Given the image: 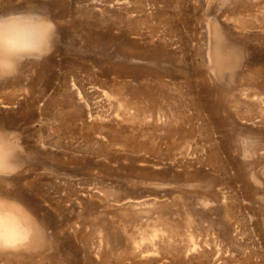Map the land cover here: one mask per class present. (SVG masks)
Masks as SVG:
<instances>
[{"label":"rangeland","instance_id":"374dc122","mask_svg":"<svg viewBox=\"0 0 264 264\" xmlns=\"http://www.w3.org/2000/svg\"><path fill=\"white\" fill-rule=\"evenodd\" d=\"M18 19L50 38L0 77L28 230L0 264H264V0H0Z\"/></svg>","mask_w":264,"mask_h":264},{"label":"bare ground","instance_id":"6f19581e","mask_svg":"<svg viewBox=\"0 0 264 264\" xmlns=\"http://www.w3.org/2000/svg\"><path fill=\"white\" fill-rule=\"evenodd\" d=\"M61 6H62V4L60 2V7ZM61 11H62V9H61ZM5 21L7 23V20H5ZM7 28H9L8 31H7V29L6 30L4 29L3 25L0 26V43H3L5 41H12L14 39H23L24 37H27V36L43 37V32L45 31L44 29H46V26L43 23H41L39 25L38 24L37 25H31L30 23L25 22L24 20L18 19L15 21L12 20L11 24H9L7 26ZM216 45L217 46L220 45L222 47L223 44L218 39L216 41ZM15 223L16 222H14V221H7V220H1L0 219V257L5 256V254L1 253L2 249L9 248V247H16L21 243H25L27 238H28L27 228L22 226L21 224H17V223L15 224ZM22 227L24 230L21 229ZM31 253H33V252H31ZM15 257H19V256H15ZM40 259H44V257H42ZM35 260L37 261V259H35ZM23 261H19V262L22 264H34V262H35V261H33L32 256H30V255L28 256L27 261H25V262H23ZM35 263H37V262H35Z\"/></svg>","mask_w":264,"mask_h":264},{"label":"clouds","instance_id":"9594fccd","mask_svg":"<svg viewBox=\"0 0 264 264\" xmlns=\"http://www.w3.org/2000/svg\"><path fill=\"white\" fill-rule=\"evenodd\" d=\"M2 22V21H0ZM50 37H24L0 43V77L14 75L26 56L34 55Z\"/></svg>","mask_w":264,"mask_h":264}]
</instances>
